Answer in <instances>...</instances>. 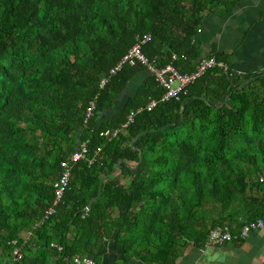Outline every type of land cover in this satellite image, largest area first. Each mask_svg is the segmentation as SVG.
<instances>
[{
    "label": "trees",
    "instance_id": "trees-1",
    "mask_svg": "<svg viewBox=\"0 0 264 264\" xmlns=\"http://www.w3.org/2000/svg\"><path fill=\"white\" fill-rule=\"evenodd\" d=\"M242 1L0 0V264L9 243L29 231L19 264H73L74 255L98 263L107 240L126 260L176 264L216 227L264 219V73L211 69L179 101L152 111L148 103L164 95L152 76L129 95L147 69L125 66L110 76L147 34L149 60L163 67L176 54V68L194 72L204 57L196 40L204 18H224ZM206 57L234 70L214 45ZM139 109L117 138L100 136ZM83 142L89 159L101 152L93 164L75 165L46 219L61 162Z\"/></svg>",
    "mask_w": 264,
    "mask_h": 264
},
{
    "label": "crops",
    "instance_id": "crops-1",
    "mask_svg": "<svg viewBox=\"0 0 264 264\" xmlns=\"http://www.w3.org/2000/svg\"><path fill=\"white\" fill-rule=\"evenodd\" d=\"M197 39L202 55L209 56L213 45L225 53L228 62L241 78L264 73V0H243L231 14L220 18L206 16ZM144 71L130 84L131 94L150 77ZM129 92V93H130ZM127 96L124 97V101ZM123 101V102H124ZM241 227L231 230L238 234ZM106 253L98 264H147L139 256L125 258V252L114 241L105 242ZM146 255H142L143 257ZM30 264H34L33 261ZM176 264H264V229L252 231L222 246L189 245Z\"/></svg>",
    "mask_w": 264,
    "mask_h": 264
},
{
    "label": "built area",
    "instance_id": "built-area-1",
    "mask_svg": "<svg viewBox=\"0 0 264 264\" xmlns=\"http://www.w3.org/2000/svg\"><path fill=\"white\" fill-rule=\"evenodd\" d=\"M201 32V30H199ZM151 40V35L147 34L136 39L135 44L129 49L127 54L110 70V76H114L119 73L125 66H142L150 73L154 78L158 86L164 90V95L160 100H151L146 106L145 110L152 111L157 107L159 103L168 102L170 100L179 101L183 95L187 94L188 87L195 83L200 77H202L207 71L218 68L225 74H237L232 71L230 66L225 61H219L214 57H203L199 60L197 68L192 73H182L175 66V62L178 61V56L173 54L171 62L163 67H159L155 62L149 60L144 54V46ZM185 58V57H184ZM109 81V77L103 78L101 81V87L103 88ZM96 103L92 102L87 110L84 124H88L90 118L94 115ZM142 112V109L131 113L128 117V121L119 128L110 129L101 133L102 138L113 139L117 138L128 126L133 122L134 117ZM101 148H98L94 152V157L89 159L90 151L88 142H83L79 150L74 152L68 159L61 162V172L58 179L54 183L55 202L53 206L48 210L46 219L50 215L55 213L56 207L60 204L68 188L73 170L76 164L81 161H88L93 164L96 158L99 156ZM264 178H261L263 181ZM39 224H36L38 227ZM264 229V219L258 220L256 223H252L244 226L241 232L235 234L229 228L216 227L211 230L207 243L212 246H222L227 243H231L234 240L243 238L255 230ZM32 232L29 231L23 237V241L18 239L12 240L9 244L12 246V251L5 257L1 258L4 264H19L26 255L27 244L32 237ZM52 248L58 249L59 252L63 251V247L57 244H52ZM73 264H98L93 258L86 255H74L67 259Z\"/></svg>",
    "mask_w": 264,
    "mask_h": 264
},
{
    "label": "water",
    "instance_id": "water-1",
    "mask_svg": "<svg viewBox=\"0 0 264 264\" xmlns=\"http://www.w3.org/2000/svg\"><path fill=\"white\" fill-rule=\"evenodd\" d=\"M101 188H100V190H99V195L101 194ZM94 201L95 200H92L90 203H89V205L87 206V208H86V211H89L90 209H91V206H92V204L94 203Z\"/></svg>",
    "mask_w": 264,
    "mask_h": 264
},
{
    "label": "rangeland",
    "instance_id": "rangeland-1",
    "mask_svg": "<svg viewBox=\"0 0 264 264\" xmlns=\"http://www.w3.org/2000/svg\"><path fill=\"white\" fill-rule=\"evenodd\" d=\"M238 76H240V75H238ZM120 174H121V172L119 170H117L116 175H120Z\"/></svg>",
    "mask_w": 264,
    "mask_h": 264
}]
</instances>
